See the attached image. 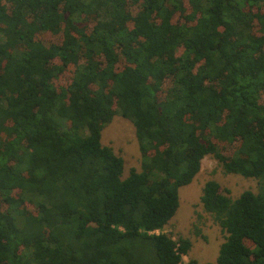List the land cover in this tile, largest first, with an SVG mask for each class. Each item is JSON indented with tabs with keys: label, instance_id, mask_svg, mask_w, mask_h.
<instances>
[{
	"label": "trees",
	"instance_id": "1",
	"mask_svg": "<svg viewBox=\"0 0 264 264\" xmlns=\"http://www.w3.org/2000/svg\"><path fill=\"white\" fill-rule=\"evenodd\" d=\"M208 155L262 182L205 183L216 264H264V0H0V264H181L163 231Z\"/></svg>",
	"mask_w": 264,
	"mask_h": 264
},
{
	"label": "rangeland",
	"instance_id": "2",
	"mask_svg": "<svg viewBox=\"0 0 264 264\" xmlns=\"http://www.w3.org/2000/svg\"><path fill=\"white\" fill-rule=\"evenodd\" d=\"M102 135L103 144L111 146L118 155L124 158V178L133 168L141 171L143 155L132 120L117 114L103 130ZM212 179L218 181L232 198H237L245 190L258 192L262 184L260 179L226 173L213 155H208L203 159L201 171L194 181L180 188V206L163 231L171 233L175 239L184 237L191 241L190 251L183 260L185 264H190L192 260H195L197 264L209 262L216 264L220 245L225 240V233L220 225L215 221L214 216L205 210L201 202L203 187L208 180ZM148 244L150 242L147 241L135 247L140 261L148 262ZM153 261L157 262L156 258Z\"/></svg>",
	"mask_w": 264,
	"mask_h": 264
},
{
	"label": "built area",
	"instance_id": "3",
	"mask_svg": "<svg viewBox=\"0 0 264 264\" xmlns=\"http://www.w3.org/2000/svg\"><path fill=\"white\" fill-rule=\"evenodd\" d=\"M181 264H185V263L182 262Z\"/></svg>",
	"mask_w": 264,
	"mask_h": 264
}]
</instances>
